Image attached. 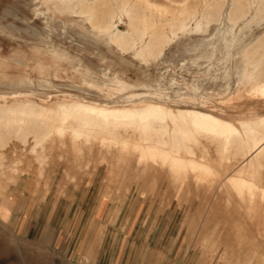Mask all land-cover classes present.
<instances>
[{
    "label": "rangeland",
    "instance_id": "rangeland-1",
    "mask_svg": "<svg viewBox=\"0 0 264 264\" xmlns=\"http://www.w3.org/2000/svg\"><path fill=\"white\" fill-rule=\"evenodd\" d=\"M9 1H0V35L16 36L18 46L2 50L25 66L16 78L0 71L14 86L4 80L8 93L20 89L38 103L75 95L117 105L136 93L238 126L264 117V96L250 92L255 61L264 57V0H139L152 14L149 30L168 32L171 16L198 14L146 59L105 32L109 13L117 28H129L120 0H73L75 9L59 0ZM217 2L222 16L207 20L203 11ZM25 43L62 59L45 58L41 67ZM32 141L14 139L2 150L0 264H264V199L250 204L221 182L242 166L240 155L228 158L204 140L196 157L219 175L208 181L98 142L79 150L69 135L52 136L38 153Z\"/></svg>",
    "mask_w": 264,
    "mask_h": 264
},
{
    "label": "bare ground",
    "instance_id": "bare-ground-1",
    "mask_svg": "<svg viewBox=\"0 0 264 264\" xmlns=\"http://www.w3.org/2000/svg\"><path fill=\"white\" fill-rule=\"evenodd\" d=\"M13 1L15 2L16 0ZM59 1L61 5H68L69 8L75 9L71 2L73 0ZM82 1L84 0H79L80 3ZM65 3L66 5H64ZM61 5L58 8H61ZM142 5L139 0H120V7L129 18L128 30L124 31L116 27L115 13H109V16L107 15L104 18L103 25L106 26V31L103 29L105 32H114L112 34L115 38L122 41V45L137 46L140 54L147 58L155 55L160 50L168 35H170V31L175 34L178 30L186 29L188 20L195 18L197 14V11L192 10L187 17L171 16L166 22L170 28L168 32L165 26L149 30L148 25L154 24L149 19L152 14L143 5L144 9ZM221 6L220 2L215 3L213 5L214 10H204L202 16L207 18V20L222 16ZM28 8L24 7L27 11ZM235 17H240V14L236 12ZM117 21L119 22V20ZM141 22L143 25H140ZM115 27L117 29L113 30ZM15 38L1 37L0 35V71H4L3 74L10 75V77L16 75L15 73H22V66H25L19 59V61L17 59L12 60L4 54L7 49H14V47L18 46ZM110 39H112L111 36ZM26 44L28 43H25V46ZM28 46L31 48L29 50L30 53L33 52L34 54L33 56L32 54L30 55L33 58L32 60L37 59L38 61L37 65L44 67L41 65V63L45 65L43 60L52 58V53L51 55L47 54V48H44V51L47 52L45 53L42 51V46L37 47L34 43L26 47ZM128 49L130 48L128 47ZM56 52L59 51L56 50ZM56 57L54 56L53 58ZM58 59L61 61L60 59L62 58ZM28 61L31 60L29 59ZM31 62L33 63V61ZM255 62H258V65L260 64V68L254 74L253 84L251 85L250 83V92L254 95L264 96V57ZM25 63L27 65L26 61ZM0 75L2 76V73ZM3 76L0 77L1 84L5 82L6 78L8 79V76H5V79H3ZM10 81L9 79L6 81V84H9L8 86L10 87H7L5 83L0 87L4 90L1 89L3 92L7 93L3 94L0 90V167H3L2 159L4 156L2 150L14 139L26 144L29 138L33 137L31 148L33 152L38 153L39 148H43L52 136L64 137L69 135L73 144L79 150L83 144L98 142L104 147H116L124 155L132 152L137 155L140 162H153L168 166L172 174L178 177L193 173L199 180L213 181L219 176L217 171L211 166L210 162L203 159L206 158L205 156L202 158L196 157V149L203 145L204 140H207L216 144L224 156L229 158L237 154L242 159V166L240 168L238 166L234 173L227 175L224 180H221L223 182L222 186L232 189L239 196H242V199L249 198L250 204L255 202L257 195L264 199V184L260 183L261 178L264 176V117L250 120L249 122H241L240 126H238L232 120L230 121L199 108H177L150 99H137L136 93L129 96V100H127V103L124 102L125 104L123 105L112 104L114 102L105 101L106 99L102 100V102L101 100H90L81 96L75 97L72 94L70 98H62L50 103L43 100V103H38L33 101V99L27 98L28 93L19 92L18 85H15V89L18 88V91L6 92L5 89L12 86L10 85L11 83H8ZM25 90L27 91V89ZM22 97L26 98L23 99ZM8 98L11 100H8ZM122 153L119 154L122 155ZM2 172L4 173V171Z\"/></svg>",
    "mask_w": 264,
    "mask_h": 264
}]
</instances>
